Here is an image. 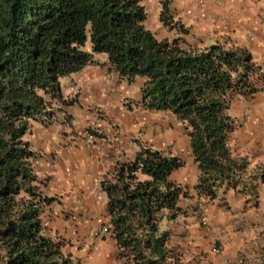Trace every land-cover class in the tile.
I'll return each mask as SVG.
<instances>
[{"label":"trees","instance_id":"1","mask_svg":"<svg viewBox=\"0 0 264 264\" xmlns=\"http://www.w3.org/2000/svg\"><path fill=\"white\" fill-rule=\"evenodd\" d=\"M160 5L167 24L171 0ZM146 21L142 0H0V264L77 263L63 240L49 236L46 214L55 199L47 195L50 178L36 171L40 158L29 136L34 123L47 124L67 104L60 81L95 55L125 83L142 80L143 110L180 124L200 173L198 199L212 202L222 184L237 186L248 163L230 149L237 124L230 110L236 96L258 90L252 79L260 67L231 43L158 39ZM184 165L170 150L139 144L103 176L100 239L114 242L121 264L177 263L164 227L184 217L193 199L170 180Z\"/></svg>","mask_w":264,"mask_h":264},{"label":"crops","instance_id":"2","mask_svg":"<svg viewBox=\"0 0 264 264\" xmlns=\"http://www.w3.org/2000/svg\"><path fill=\"white\" fill-rule=\"evenodd\" d=\"M174 9L188 21L198 17L201 46L231 43L246 49L261 69L252 79L258 90L247 97L236 96L230 110L237 123L230 149L235 158H245L248 163L235 189L224 183L212 202L198 199L194 187L200 173L190 158L180 124L177 136L169 126L154 136V144L168 146L185 162L170 180L188 188L193 196L184 205V217L165 223L176 264H234L264 253V0H182L174 2ZM141 83V79L125 83L110 69L104 55H95L91 65L60 81L67 104H59L47 124L34 123L29 136L40 158L38 175L50 178L47 195L77 200L76 206L89 210L95 226L106 207L100 187L103 176L115 163L134 156L141 121L150 124L152 112L140 107ZM86 132L93 137L90 144ZM57 223L51 221L48 227L56 231ZM102 243L106 255L86 264H121L114 242L107 238ZM214 248L220 253L215 254Z\"/></svg>","mask_w":264,"mask_h":264},{"label":"rangeland","instance_id":"3","mask_svg":"<svg viewBox=\"0 0 264 264\" xmlns=\"http://www.w3.org/2000/svg\"><path fill=\"white\" fill-rule=\"evenodd\" d=\"M160 1L142 0V5L147 13L146 28L158 39L181 38L190 44L202 43L198 33V17L192 16V19L188 21L187 18L176 13L174 9V2L178 1L180 3L182 0H171L167 24L160 21ZM182 30L187 33H182ZM88 46H86L87 50H89ZM149 123L148 126L146 122L141 121L143 125L138 129L137 139L135 140L136 147L139 144H144L156 149L169 150L168 146L160 147L154 144V136L158 135V132L165 126L174 127L177 136L179 133L178 123L170 114L155 112H152L151 117H149ZM76 202L77 200L70 197L65 199L56 198L51 211H47L46 220L49 226L51 221H58L56 231L52 229L53 232L49 233V236L54 237L56 235L65 242V252L72 256L77 262L76 264H86L89 259L102 258L104 254L106 255L104 251L107 249L106 246L102 247L103 243L100 239L99 226L101 222L95 226L90 221L91 214L89 210L80 205L77 207ZM96 220H99V218L97 217Z\"/></svg>","mask_w":264,"mask_h":264},{"label":"built area","instance_id":"4","mask_svg":"<svg viewBox=\"0 0 264 264\" xmlns=\"http://www.w3.org/2000/svg\"><path fill=\"white\" fill-rule=\"evenodd\" d=\"M93 137L91 134L89 133H85V140L87 142V144H90L92 141ZM203 208V206L201 204H199L198 206V210H201ZM203 225H205L206 223L203 222ZM213 252L215 254L220 253V250L217 248L213 249ZM226 264H231V262H227ZM234 264H264V253L261 254H257L251 257H243L239 260H237Z\"/></svg>","mask_w":264,"mask_h":264}]
</instances>
